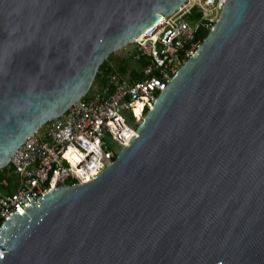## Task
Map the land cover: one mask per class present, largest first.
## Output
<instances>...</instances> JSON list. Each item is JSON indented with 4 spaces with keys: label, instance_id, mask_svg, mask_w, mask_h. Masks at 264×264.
<instances>
[{
    "label": "water",
    "instance_id": "95a60500",
    "mask_svg": "<svg viewBox=\"0 0 264 264\" xmlns=\"http://www.w3.org/2000/svg\"><path fill=\"white\" fill-rule=\"evenodd\" d=\"M183 2L0 0V170ZM222 9L111 165L5 219L0 264H264V0Z\"/></svg>",
    "mask_w": 264,
    "mask_h": 264
},
{
    "label": "built area",
    "instance_id": "2783aa9c",
    "mask_svg": "<svg viewBox=\"0 0 264 264\" xmlns=\"http://www.w3.org/2000/svg\"><path fill=\"white\" fill-rule=\"evenodd\" d=\"M224 2L184 0L131 42L129 56L142 63L141 79L107 75L98 89L88 91L59 118L24 140L9 160L17 178L11 191L0 194V229L10 214H25L30 201L39 205L37 198L49 190L92 181L111 165L168 82L197 55L206 37L199 33L207 35L212 30ZM138 106L140 114L136 115ZM123 113L130 114L136 128L128 125ZM107 139L119 150L110 149ZM3 253L0 250V258Z\"/></svg>",
    "mask_w": 264,
    "mask_h": 264
},
{
    "label": "rangeland",
    "instance_id": "374dc122",
    "mask_svg": "<svg viewBox=\"0 0 264 264\" xmlns=\"http://www.w3.org/2000/svg\"><path fill=\"white\" fill-rule=\"evenodd\" d=\"M133 44L128 43L124 47L113 51L109 56L105 58V66L103 70L98 71L97 76L94 78V81L88 91H95L103 83L107 75L116 73L124 79H130L132 76H135L136 73L141 72L140 65L134 61L129 55L132 51ZM136 72V73H135ZM146 113V112H145ZM135 114H140V106L135 109ZM145 115V114H144ZM127 123L133 129L136 128L135 123L129 113H123ZM107 145L110 149L118 151L120 147L115 145L110 139H107ZM16 176L12 172L10 164L0 170V194H4L8 191H11L14 188L16 183ZM7 183V186H4L2 183Z\"/></svg>",
    "mask_w": 264,
    "mask_h": 264
},
{
    "label": "trees",
    "instance_id": "16d2710c",
    "mask_svg": "<svg viewBox=\"0 0 264 264\" xmlns=\"http://www.w3.org/2000/svg\"><path fill=\"white\" fill-rule=\"evenodd\" d=\"M206 36V33L205 32H200L199 33V37H205ZM139 65H140V67L142 68V63H140V62H137ZM104 66H105V61H103V63L99 66V68H98V71L100 72L101 70H103V68H104ZM98 71H97V73H96V76H97V74H98ZM136 73V72H135ZM95 76V77H96ZM142 78V74H141V72L140 73H136V75L135 76H132L130 79H132V80H139V79H141Z\"/></svg>",
    "mask_w": 264,
    "mask_h": 264
},
{
    "label": "bare ground",
    "instance_id": "6f19581e",
    "mask_svg": "<svg viewBox=\"0 0 264 264\" xmlns=\"http://www.w3.org/2000/svg\"><path fill=\"white\" fill-rule=\"evenodd\" d=\"M140 35H141V34H140ZM140 35H139V36H140ZM139 36H138V37H139ZM138 37H137V38H138Z\"/></svg>",
    "mask_w": 264,
    "mask_h": 264
}]
</instances>
